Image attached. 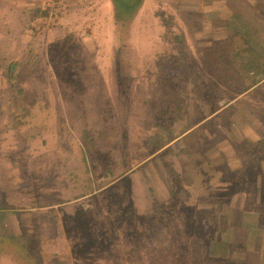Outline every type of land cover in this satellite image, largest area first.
<instances>
[{
	"label": "rangeland",
	"instance_id": "obj_1",
	"mask_svg": "<svg viewBox=\"0 0 264 264\" xmlns=\"http://www.w3.org/2000/svg\"><path fill=\"white\" fill-rule=\"evenodd\" d=\"M124 2L0 0V264H264V179L235 191L246 162L197 173L210 142L214 160L235 154L228 140L264 145V97L249 90L250 106L263 101L254 130L245 96L217 86L219 122L237 107L223 133H182L195 103L210 109L202 54L230 39L229 0ZM253 2L236 3L258 31L231 38L234 53L264 47V0L260 12ZM174 83L185 120L169 103ZM218 177L231 185L209 190Z\"/></svg>",
	"mask_w": 264,
	"mask_h": 264
},
{
	"label": "crops",
	"instance_id": "obj_2",
	"mask_svg": "<svg viewBox=\"0 0 264 264\" xmlns=\"http://www.w3.org/2000/svg\"><path fill=\"white\" fill-rule=\"evenodd\" d=\"M254 29H257V28H254ZM257 31H258V29H257ZM260 32H258L257 35ZM257 35H255V33L252 34V36L254 38H256V39L260 37V36L257 37ZM245 40L246 41L248 40L247 39V35L245 36ZM253 44L255 46L252 45V47L256 50V54H257L256 57H258L256 59L255 63H257L258 64V68L261 67V69L263 71L259 70L258 72H256V74H255L256 78L252 79V81H253L252 84H250V85H247V84L244 85L243 84L242 87L241 86H237L236 90L234 89L235 92L233 93V94H236V95H233L231 98L232 99L236 98L239 95L240 97L238 99H240V98L245 96V99L248 102H245L246 105H243V108L245 110L248 109V113H249L248 115H250V116L253 115L250 119H251V122L252 121L254 122V130H258V128H255V126L258 123V121L260 120V118H258V114H256V113L260 112V110L263 109V107H261V105H263L264 103L261 104V102H263V101H259V104L257 106H255V104H253V105H251L252 106L251 107L250 103H249L250 100L248 98L252 95V93H253V95L257 96V99L261 100V98L264 97V95H261V94H264V50H263L264 47L261 50L260 49V47H261L260 43L255 42ZM210 47H211V49L210 48L209 49L206 48V49L203 50V54H202L203 55V59H202L203 60V64L201 65V71L204 70V76L202 77V80H204V81H203V84H201V86H202L201 89L198 90L199 93L201 94V96L203 97V99L204 100L207 99L208 102L211 104L210 105V109H209V111H206V109H202V106L200 107L199 105H197V103H195L194 104L193 113H190L192 116H195V118L191 117L190 121L187 124L189 128H187V129L183 128L182 133H183V135H186L188 132H192L193 130H196L198 126H200V127L205 126L204 128H205V131H206V130H208L207 129L208 128V124H210L209 130L212 131L211 134L214 133L216 135V138L218 139L219 136L221 135V133H223V130L221 128L222 123L219 122V119L216 118L217 114H215L216 112H218L219 107L213 113L212 99H213V95L214 94H213L212 83H211V81H212V67H213L212 61H213V58H212V46H210ZM261 60H262V62L260 63ZM207 69H208V83H209L208 86H207ZM253 78H254V75H253ZM175 85H177L176 88H175ZM241 88H242V90H240ZM171 89H172V93L176 92V94L180 95V98H179V104H180L181 103V94H180V92H181V89H182V84L174 83V86ZM249 90H252L251 91L252 93H250ZM201 96H200V98L202 99ZM179 106L181 107V104ZM231 106H233V108H232L233 111L234 110L237 111V107L235 108L234 105H231ZM252 108H253V110H252ZM187 114H189V112ZM198 115H199V117H198ZM214 115H216L215 116V118L217 120L216 123H214V119H212ZM184 117H181L180 112L177 111L176 118L178 120L179 119L181 120V118H184ZM197 117H198V119L196 120ZM220 119H221V117H220ZM184 120H185V118H184ZM220 121H222V119ZM254 130H253V132H255ZM228 142L230 144H233V149H235L237 153L235 152V154H233L231 152H227V149H225V147L222 148V149L219 148V152H218L217 158L215 160H214V157H213V151H218L217 146H213L214 145L213 142L208 143L212 147L213 151L210 148L207 149L206 146H202L204 148L202 150V151H204V152H202V156L205 157L204 158L205 160L204 159H200L199 164H202V165L204 164L205 165V169L200 168V169L197 170V173L198 174H201V173L204 174V178H206V179H209V178L210 179H214L212 177V175L210 174L209 168H207V164L214 163L213 161H215V162H217L215 165L219 168V170L222 169L223 173H225V172H227L225 170L230 171V166L229 167L227 166L226 168H224V166L226 164H230L231 163V165H234V167H236V168H233L231 171H234L235 173H237L236 172L237 171V166L239 165L240 166L239 169L240 168L242 169V166H243L242 162H246L247 166H248V169L246 171L242 172L241 176L239 177V180H241V182H243V183L241 184V182H240V183H238L239 184L238 185L237 182L239 180H237L236 183H235V191H258L259 186H258L257 182L258 181L262 182V180L264 179V175L262 173H261V175H260V173L255 174L254 170H253L252 173H248V172H249V170H251V167L259 166L258 165V160L261 157V153L262 152L264 153V151H262V150H264V147H263L264 145H262V142H260L259 136L257 135V137L253 138V139L244 138L242 143L246 142V145L244 146V149H242L241 151L239 149V144L241 143L240 140L238 141V144L237 143L235 144L233 141H229V140H228ZM258 150L261 151V152H259ZM242 158H244V160H242ZM190 161H193V158L190 159L189 162ZM236 161H238V162H236ZM259 163H260L261 166H264V159H262V157L260 158ZM193 168L196 169V167H193ZM185 171H188L189 175L191 174L189 168H186ZM250 174H252V176H254L253 182H250L252 179L249 180ZM224 178L226 179L225 181H227V180L230 181L231 177H224ZM243 180H245V181H243ZM227 185H228L227 183H225V184L223 183V178L218 177L217 182L214 183V184H211L208 189L210 190V189H215L214 187H216V188L219 187V189L217 188V191H223V188L227 187ZM230 185L231 184H229L228 186H230ZM237 185H238V187L236 188ZM237 189H239V190H237Z\"/></svg>",
	"mask_w": 264,
	"mask_h": 264
},
{
	"label": "trees",
	"instance_id": "obj_3",
	"mask_svg": "<svg viewBox=\"0 0 264 264\" xmlns=\"http://www.w3.org/2000/svg\"><path fill=\"white\" fill-rule=\"evenodd\" d=\"M238 1L239 0H229L228 5L231 6L232 12L230 13V15H228L229 11L225 12L226 13L225 16H227V19L229 21L227 22V24H225L224 27L227 28L228 30L227 35L230 37V39L229 38L223 39L221 44H218L212 49V58H213L212 70H214L213 72L214 75L212 74V76H216L219 79V81L213 82L214 84L213 94H215L217 90V86H225V87L229 86V87L237 88V86L242 87L243 84L250 85L253 83L252 79L256 78L255 77L256 72H258L259 70L263 71L261 67L258 68V64L255 63L258 57H256L257 55L256 50L251 45L249 47L243 48L241 51H237L236 53H234L232 50L233 48L230 43L231 38L233 39L237 37L238 35H241L243 39L245 40V36L247 32H249V28H258L257 23L255 22L256 19L258 18L256 17L255 13H252L249 10L243 11V13H241L239 11V8H244L245 4L236 5ZM115 2L118 6V9H121V7L123 8L125 7L124 0H115ZM234 5H236V8H234ZM253 7H256L255 11L257 9L259 11L260 7H264V5L260 4V7H259L258 0H254ZM222 10L224 9L222 8ZM47 12H48L47 10H44L43 15L45 16ZM244 12L250 17L246 16ZM241 22H242V26L240 27ZM261 62L262 60L260 61V63ZM253 75H254V78H253ZM230 79L234 80L233 82L235 83H233ZM169 96H170L169 103L171 106L175 107V102L177 101L176 109L178 112H180L181 117L188 116L187 111H186L187 109L186 102H185L186 100L183 98L184 96L181 95V99H182L180 103L181 107L179 106L180 104L178 102L179 101L178 99L180 98V96L176 94V92L175 93L171 92ZM218 107L219 106L217 105L213 107V113L218 109ZM232 108L233 106L229 105V107H226L222 113L219 112L220 117L222 119L221 123L224 121L227 122L230 119L229 115L231 116L230 111L232 110ZM214 116L212 119L215 118ZM192 117L195 118V116H192ZM198 127L196 131L195 130L192 131V135H194V133H196L197 131L202 130L200 126ZM202 127H205V126H202ZM185 128L186 129L189 128L188 125L185 126ZM207 129L209 130V128ZM259 160H258V165L261 166L259 163ZM257 184L259 186L258 191H261L262 182L258 181Z\"/></svg>",
	"mask_w": 264,
	"mask_h": 264
}]
</instances>
